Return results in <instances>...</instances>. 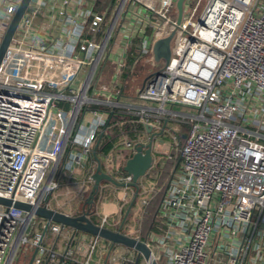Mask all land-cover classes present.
I'll list each match as a JSON object with an SVG mask.
<instances>
[{
	"label": "built area",
	"instance_id": "2783aa9c",
	"mask_svg": "<svg viewBox=\"0 0 264 264\" xmlns=\"http://www.w3.org/2000/svg\"><path fill=\"white\" fill-rule=\"evenodd\" d=\"M203 1L184 0L177 21V0H31L0 61V197L50 207L59 167L90 161L110 114L91 105L125 109L153 131L172 119L189 129L142 239L150 254L126 248L120 264H264V0H207L199 12ZM20 2L0 0V42ZM169 34L168 63L138 88L139 102L118 101L130 50L140 59ZM91 206L98 225L122 224ZM33 218L0 203V264L28 245L29 264H103L101 237L71 238L47 220L30 235ZM47 232L67 236V246H48Z\"/></svg>",
	"mask_w": 264,
	"mask_h": 264
},
{
	"label": "water",
	"instance_id": "95a60500",
	"mask_svg": "<svg viewBox=\"0 0 264 264\" xmlns=\"http://www.w3.org/2000/svg\"><path fill=\"white\" fill-rule=\"evenodd\" d=\"M30 1L31 0H21L13 17L11 18L7 26L5 33L2 37V40L0 42V61ZM183 1L184 0H177L176 2L177 21H180L181 16H182ZM171 37H172V34L159 38L153 43V46H152L153 59L156 61L162 59L164 61V65L168 63V60L170 57ZM148 77L149 76H146L144 78L141 87L144 85ZM110 118H111V112L92 148V156L94 157L96 161V167L90 175L92 184H91L89 194L86 197L85 203L87 204L94 203V200L99 192L100 183L103 180H106L115 186L132 187L134 192L129 202L128 208L124 214V218H125L129 210L131 209L132 205L134 204L135 199L139 193L140 186H141L140 180L147 174L148 170L154 164V156H153L154 137L162 135L164 129L167 126V119L163 120L162 126L160 130L158 131H153L152 126L150 124L146 126L147 131L149 133L147 140L137 141L134 144L133 152L131 156H129L125 160L122 166L123 171L125 172V174L131 177V180L129 182H119L113 175L102 170L101 160L98 158L96 154L97 146L102 138L104 130L106 129L109 123ZM160 141L162 142L163 139L160 138ZM0 203L5 204L7 206L13 205L14 207L23 209L28 212H34L35 215L40 216L46 219L47 221L56 222V223L61 224L62 226H66L72 230L71 238L77 231L86 232L88 234L97 235L101 237L102 239L106 240L109 243V247L107 249L103 264L107 263L109 255L115 245L125 246L126 248L132 249L136 251L137 256L142 255L145 258H148L150 254V249L144 240H142L139 237H135V236H132L128 233L121 231L122 224L118 227L117 230H113L105 226H100L96 222H94L93 219L89 217V211L87 209H83L82 212L79 214H69V213L60 211L58 209L48 207L46 205L37 206L34 208L29 204H26L20 201H13L12 199H7L4 197H0ZM137 260L138 259H136V261ZM151 264H157V263L153 261L151 262Z\"/></svg>",
	"mask_w": 264,
	"mask_h": 264
},
{
	"label": "rangeland",
	"instance_id": "374dc122",
	"mask_svg": "<svg viewBox=\"0 0 264 264\" xmlns=\"http://www.w3.org/2000/svg\"><path fill=\"white\" fill-rule=\"evenodd\" d=\"M108 1L110 0H100V4H107ZM206 1L207 0H204L199 5V12L203 9ZM173 42H175V40H173ZM163 65L164 61L162 59L156 61L153 59L152 54L148 53L138 60V63L132 69V73L124 83L119 77L117 78L115 83L117 84V86L125 87L124 96L127 99L138 103L139 100L138 98H136V92L142 85L144 78L146 76H149L156 69L161 68ZM175 108L179 111H195V109L184 107L181 105H176ZM167 121V132H163L161 136L154 137V146L158 145L156 148H154V164L148 170L147 174L142 178L140 190L134 204L124 218V214L133 196V193H131L123 203L119 215L116 216L120 217L122 225L126 228V230H129L128 232L130 235L139 237L141 239L145 238L150 230L153 231L151 227V218H153V216L155 215L159 206L160 199L164 195L167 183L175 171L174 166L179 159L178 150L182 141L184 140L186 132V130L183 129V126L186 127V125H182V123L172 119ZM170 129H172V131ZM160 138L163 139L162 142L160 141ZM157 140L160 141L159 144H157ZM65 153L66 151L64 152V155ZM119 192L122 193L121 190ZM119 192H117L116 195L120 198L121 194ZM56 201L57 200L52 196L50 199V204L56 205ZM107 206L116 208V203L106 204V206L103 207L101 211L104 212ZM45 223L46 219L35 215V218L32 219V223L29 226L30 235H32L35 231H41ZM65 231L66 228L64 229V232ZM46 235L48 236L46 242L47 245L52 247L54 242H56L55 247L57 249L60 244V239L63 238L62 235L57 236L56 234H53L51 232H47ZM101 243L104 246L107 244V241L103 239ZM27 249L28 251L26 253L23 252V248L19 249V252H17L16 258L14 260V264H29L32 255V248L30 245H28ZM126 252L127 249L125 246L115 245L109 255V258H111L113 255L115 260H113L109 264H120V254ZM131 256H136L134 250L131 251ZM141 261L142 260L140 257L137 264H141ZM160 264H164V260L160 261Z\"/></svg>",
	"mask_w": 264,
	"mask_h": 264
},
{
	"label": "crops",
	"instance_id": "0c3cea01",
	"mask_svg": "<svg viewBox=\"0 0 264 264\" xmlns=\"http://www.w3.org/2000/svg\"><path fill=\"white\" fill-rule=\"evenodd\" d=\"M118 101L122 103H135L132 100L127 99L125 96L120 95V93H118ZM145 104L152 105V103L150 102H146ZM182 125H186V127L183 126V129L186 130L185 132V135H186L189 129V125L187 123H182ZM170 130L172 131V129ZM145 131H146V134L143 135L142 137H139L140 139L144 138L147 140L149 133L146 128H145ZM126 139L128 138L125 137V135H123L121 140L114 145L111 151H109V153H107L101 159L102 170L113 175L114 177H117L125 160L129 156H131L133 152L132 148H127L124 146V140ZM156 142L157 144L160 143L159 140H157ZM157 146L158 145H155L153 147V152L155 151L154 148H156ZM153 156H154V153H153ZM95 167H96L95 159H94V162H90L88 166H75L72 170L64 168V165L61 164V166L58 169V173H57V180L59 182V188L52 195L57 200L56 205L50 204L51 198L49 199L48 205L51 208L58 209L60 211H63L69 214H79L82 212L83 209L87 208V205H92V204L85 203V200L89 194L91 184H92L90 175L94 171ZM141 181L142 179L140 180V184H141ZM120 190L122 191V193L119 192ZM117 192L121 194L120 198L116 195ZM133 192L134 190L132 187L115 186L111 184L110 182L103 180L100 183L98 195L96 196L94 203H93V206L96 210V214L98 216L107 214L111 218L116 217L117 215H119V212L121 211V207L123 203L125 202L126 198ZM112 203L113 204L116 203V208L107 206L104 212L101 211V209H103V207H105L106 204H112ZM70 232L71 230H69V233ZM67 241H68L67 236H64L63 238H61L60 244L57 247V249L63 250L67 246ZM105 255H103L102 262H104Z\"/></svg>",
	"mask_w": 264,
	"mask_h": 264
},
{
	"label": "trees",
	"instance_id": "16d2710c",
	"mask_svg": "<svg viewBox=\"0 0 264 264\" xmlns=\"http://www.w3.org/2000/svg\"><path fill=\"white\" fill-rule=\"evenodd\" d=\"M138 58L139 57L137 52H135V50H130L125 61V67L119 75V78L122 80L123 83L124 80H126L132 73L133 67L136 66V64L138 63ZM124 88L125 87L123 86H119V92L122 96H124ZM91 107L96 108L98 110L107 111L108 113L111 112V118L109 120V123L106 129L104 130L102 138L96 149V154L100 160L103 158V156L109 153V151H111L114 145L121 140L123 135H125V137H127L129 140L137 141L139 137H142L146 134L144 124L139 121V117L130 112H127V110L125 109H112L111 107L105 105H91ZM99 134L100 132L97 133V138ZM90 162H94V157L92 156V154H90V161L85 166H88ZM178 165L179 159L174 167H177ZM120 172L125 174L122 168L120 169ZM92 208L93 206H91V209ZM92 219L93 221L96 220L95 215L92 216ZM151 222V227L154 230V217L151 218ZM73 245L74 240L70 242V246Z\"/></svg>",
	"mask_w": 264,
	"mask_h": 264
}]
</instances>
